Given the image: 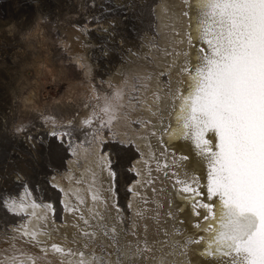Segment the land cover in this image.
<instances>
[{
  "label": "snow or ice",
  "instance_id": "snow-or-ice-1",
  "mask_svg": "<svg viewBox=\"0 0 264 264\" xmlns=\"http://www.w3.org/2000/svg\"><path fill=\"white\" fill-rule=\"evenodd\" d=\"M181 2L185 10L180 15L189 22L185 33L186 43L190 48H197V62L194 67H189L187 57L190 53L185 51L183 55L186 59L180 72L188 75L189 90L184 94L179 87L174 91L169 88L164 94L169 97L165 106L174 108L175 101H180L175 117L177 127H165L162 117L158 125L146 117H138L134 123L145 126V132L135 138L111 141L118 147L104 152L97 162L101 171L110 178L107 191L112 194L111 205L95 188V177L88 192L92 202L104 204L114 210L115 215L109 211L105 217L96 212L91 215V220H95L92 223L70 198L66 200L65 211L78 214L85 226L80 228L78 241H75L79 247L75 250L57 243L48 245L38 239L40 233L37 228L49 226V214L53 211L51 204L34 201L26 205L24 198L0 192V209L21 217L12 235L2 238L8 240L10 251L0 249V264H42L49 251L75 257L74 264H112L111 260H105L96 252V249L104 252L109 248L116 254L115 264H121L119 254L125 250L137 260L143 257L145 264H184L181 258L187 256L191 245L204 241V237L185 236L181 243L175 239L182 236L175 225L174 234L166 231L163 224L167 221L162 222L161 217H173L172 202L169 201V211L162 213L164 205L158 197L166 189L156 186L159 177L154 172L163 173L169 180L174 179V193L187 200L193 214L201 218L193 226L208 234L206 246L201 252L205 259H213L215 264H264V0ZM193 9L195 17L190 15ZM168 11L167 0H162L161 12L167 14ZM193 19L196 21V38L206 47L193 45ZM164 36L166 44L160 50L161 60L175 51V37L179 36V31L172 27L170 33ZM157 47L155 42H150L145 59L155 62L156 53L152 49ZM165 66L172 67L166 62ZM155 75L163 76L165 73L161 71ZM122 77V86L116 88L111 96L102 97L104 105L100 111L104 115L97 117L94 111L91 117L83 121L84 125L91 127L94 119H99L96 133L105 128L111 132L121 109L130 107L134 111L136 105L142 102V96L150 87L148 82L154 75L146 64H133L122 73ZM125 87L139 93L136 96L129 94L127 105L123 103ZM152 95L158 105L164 101L160 93L153 92ZM97 98H101L99 94ZM148 110L156 116L162 109L158 106L155 111L151 108ZM53 127H56L54 123ZM157 131L160 132L162 151L157 154L149 143L145 152L137 141L149 136L156 137ZM165 134L169 139L191 142L195 156L206 165V183L202 184L196 175L186 173L185 178L181 179L171 171V168L179 165L175 163V156L172 164L167 162L169 149L163 139ZM71 138L72 132L68 129L53 130L46 137V153L51 157L58 156L65 144L71 146ZM133 150L140 153L141 158L139 166H133L130 170L140 179L128 189L133 194V201L128 205L131 212L129 224L115 201L114 185ZM188 159V156L179 157L181 161ZM153 163L155 168L152 167ZM149 189L152 196L148 194ZM25 192L29 194L27 189ZM65 195L68 193L65 192ZM197 197H203V200ZM78 200L79 205L85 204V198L79 194ZM89 212L91 214V210ZM146 220L152 224L144 223L141 230L140 222ZM150 227L152 235L156 237L154 239L149 238ZM24 244H30L39 251L25 250Z\"/></svg>",
  "mask_w": 264,
  "mask_h": 264
},
{
  "label": "rangeland",
  "instance_id": "rangeland-1",
  "mask_svg": "<svg viewBox=\"0 0 264 264\" xmlns=\"http://www.w3.org/2000/svg\"><path fill=\"white\" fill-rule=\"evenodd\" d=\"M159 1L0 0V192L17 197L29 189L38 202H52L59 219L58 193L49 179L66 170L71 149L65 144L56 157L46 153L50 131L41 115L76 118L80 114L76 106H56L69 82L86 83L62 45L72 31L83 33L90 44L87 52L95 70L93 80L100 87L99 80L105 83L127 60L132 61L130 55L138 56L146 43L160 47L154 12ZM45 63L54 68V76L42 70L40 65ZM71 132V148L88 143L85 139L92 133L84 129ZM111 134L105 132L112 138L106 151L118 147L111 143L116 139ZM137 155L130 152L114 185L121 208L130 198L127 191L134 178L130 165ZM14 215L0 209V245L7 242L2 238L10 236L11 227L21 218Z\"/></svg>",
  "mask_w": 264,
  "mask_h": 264
},
{
  "label": "bare ground",
  "instance_id": "bare-ground-1",
  "mask_svg": "<svg viewBox=\"0 0 264 264\" xmlns=\"http://www.w3.org/2000/svg\"><path fill=\"white\" fill-rule=\"evenodd\" d=\"M193 3H195V0H193ZM167 4L169 9L167 14L161 12L162 0L158 5H156L154 11L156 13L157 20L156 30L160 32L161 37V40L159 42L160 47L153 49V51L156 53V61L153 62L145 59V54L150 49V44L146 43L143 46L142 50H140L138 56L130 55L131 58L130 56L129 58L132 61L127 60V65H121L113 75L111 74V76L106 79L105 83H102V81L99 80L100 87H97V84L93 80L95 70L93 63L89 60V52H87V47L90 44L84 41L82 35L83 33L74 35L73 31L71 33L69 32L70 34L68 39L64 41L62 47L71 56L72 61L78 67V71L81 72L79 74H81L83 79L86 80V83H76L73 81L69 82L66 93L64 94L62 100L57 103L58 105L56 106V108L60 109L63 107L76 106L77 108H79L80 114L76 115V118H74V116L56 118L54 116H46L45 114H43L41 115V120L50 132H52L53 130L64 131L66 128H69L68 130L70 131H73L74 129H84L92 133H88L87 138L86 136L84 137V139L86 138L85 140L88 143L84 142L83 145L77 144L72 148L70 146L71 151L69 157L71 159H68L65 163L66 170H64V172H62L61 174H54L50 176L49 182L51 183V187L58 193V207L60 210L59 219H56V209L54 204L49 201L38 202L29 189H27L29 193L28 195H26V192L24 190L23 192H21L20 196H17V198H24L26 205L34 201L41 204L52 205L53 211L49 214V226L47 228H44L42 226L37 228V231L40 233L38 235V239L41 242L47 243L48 245H50L51 243H57L64 248H71L73 250L79 247L78 242L75 241H78L80 228H83L85 226L83 225V221L78 218V214H70L65 211L64 204L66 200H69V198L71 199L72 203L81 208L84 216L86 218H89L90 220L91 215H94L96 212L101 213L105 217L109 215V211H112L113 216L115 215L114 210L105 207L104 204L92 202L91 195L88 192V189L92 186L93 178L95 177V188L98 189L100 193L107 198L108 204L111 205L113 199L112 194L107 191L110 183V178L106 172H102L101 169L97 166L98 159L104 155V152H106L105 145L109 144V138L112 139L111 137H109V135L107 136L108 138L105 135V132L110 131L105 128L98 133L95 132V129L99 127V119H94L91 127L84 125L83 121L91 117L94 111L96 112L97 117H102L104 115L100 111V109L104 105V100L102 97L105 95L111 96L116 88L122 86V73L130 69L133 64H146L148 66V70L150 72H153L154 78L148 82L150 87L148 88L147 92L144 93V95L142 96V102L136 105L134 111H132L130 107H125L120 110L119 119L114 122L110 134H115L116 139L137 137L139 134L145 132L146 130L145 126L134 123L135 119L138 117H146L151 120L153 124L157 125L160 118L162 117L165 127H167L168 125H171L172 128L177 127L175 117L178 114L180 101H175L174 108L165 106V104H167V102L169 101V97L164 94L169 88L174 91L178 87L184 94H187V91L189 90V77L186 73L180 72V68L184 65V61L186 59L183 53L185 51H188L190 53V55L187 57L188 66L194 67L197 62V48H190L186 43L185 33L188 30L189 22L187 18L180 15V13L185 10L181 0H167ZM190 15L195 17V9H193ZM177 16H179V19H176ZM195 24L196 21L195 19H193L191 30L193 45L206 47V45H201L196 38L197 33L195 30ZM165 25H167V27ZM172 27H175L179 31V36L175 37L177 47L175 51L172 52V55L164 57L163 60H161L160 50L163 49L166 44L164 34L170 33ZM182 40L185 41V43L180 44L179 41ZM169 51L172 50L169 49ZM165 62L167 65H172V67L165 66ZM40 66L45 73L49 72L51 75H53L54 68H49L46 63ZM161 71H163L165 75H155L156 73H159ZM153 92H158L162 96H164V101L159 105L157 100L152 95ZM98 94L101 97L99 99L97 98ZM129 94H131L132 96L139 95V93L137 92H131L130 87H125V97L123 103H125L126 105L128 103ZM158 106L161 107L162 110L156 116H153L148 109L151 108L153 111H155ZM125 113H127L128 115L126 116ZM69 122L71 123L69 124ZM53 123L56 125L57 129H54ZM151 126L152 125H148L147 127ZM126 133L127 136L125 135ZM210 135L211 134H209V136ZM159 138L160 132L157 131L156 137L149 136L144 140L137 141V143H139L140 146L144 148L145 152L148 151L147 145L150 143L152 145V150L159 154L160 151H162L159 145ZM163 139L169 149V152L167 153V162L169 164H172L175 156V163L179 165V167L171 168V171L176 172L181 179L185 178V174L187 173L189 175L198 176L202 184L206 183V165L202 161L198 160V158L195 156L191 142L169 139L166 134L164 135ZM137 154L138 155L133 160L134 163L130 165V169L133 166H139L141 157L140 153L137 152ZM180 156H188L189 159L186 161H181L179 160ZM152 167L155 168L154 163L152 164ZM131 173L134 178L130 182V184L132 183L130 187L135 185L136 182L140 179V177L137 176L134 171L131 170ZM154 175H157L159 177L155 182L156 186L164 187L166 189V192L158 197L160 202L164 205L163 209L161 210L162 213H167L169 211V201L172 202L171 211L173 212V217L168 218L166 215H162L161 217L162 222L165 220L167 221L166 224H163V227L166 229V231L169 234H174L173 225H175V228L179 229L182 233V236H176L175 239L180 240L181 243L183 242V237L185 236H192L193 238L201 236L204 237V241H202L200 244L191 245L188 250L187 256L181 258L183 259L184 264H215V261L213 259H205L201 255V252L206 246L208 234L196 229L193 226L201 218L193 214L192 206L187 200L182 199L180 195L174 193L172 187L174 179L169 180L167 177L163 176V173L154 172ZM65 192L68 193L67 196L65 195ZM127 192L130 195V198L128 196L124 208H121L117 203L116 196L115 201L123 210V213L125 217L128 218V223L130 224L131 212L128 209V205L133 201V194L129 191ZM78 194L85 198L84 205H79ZM148 194L149 196H152L150 189L148 190ZM197 199L203 200V197H197ZM151 206L154 207V205ZM89 210H91V214ZM30 219L34 220L35 218ZM96 219H99V217H96ZM181 221H183V223H180ZM91 222L95 223V220H91ZM140 223L141 230L144 223H148L149 225L152 224V222L148 220L142 221ZM16 226L11 227L12 232L13 228ZM11 235L12 233L10 234V236ZM149 238H156L152 235L151 227L149 229ZM23 247L25 250L33 252L39 251L38 249H33L32 245L30 244H24ZM0 249H6L10 251L8 240L7 242L4 241L2 245H0ZM96 252L98 256H102L105 260H111L112 264H115L116 254H113L112 249H106L104 252H100L99 249H96ZM0 255H2V253H0ZM40 255L43 256V253H40ZM119 255L121 264H145L143 257L137 260L135 256L130 257L129 253L126 250L122 251ZM75 259L76 258L72 256H64L49 251L46 259L42 261V264H74Z\"/></svg>",
  "mask_w": 264,
  "mask_h": 264
}]
</instances>
